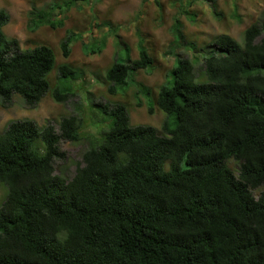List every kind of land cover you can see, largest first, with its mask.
I'll return each mask as SVG.
<instances>
[{"label": "trees", "instance_id": "obj_1", "mask_svg": "<svg viewBox=\"0 0 264 264\" xmlns=\"http://www.w3.org/2000/svg\"><path fill=\"white\" fill-rule=\"evenodd\" d=\"M75 1L54 0L49 10L33 5V23H49L51 12ZM197 1L172 3L177 42L186 38L181 13L196 21ZM202 1L222 15L215 0ZM9 21L0 8V104L9 107L19 95L35 108L48 93L67 101L73 92L52 89L49 80L54 49L20 48L4 31ZM143 39L138 58L126 48L128 63L107 70L110 93L153 67ZM210 45L201 68L198 58L173 66L156 99L167 114L161 128L132 124L124 103L96 102L92 109L107 115L105 125L90 123L97 127L92 143L71 178L56 174L55 161L66 158L61 140L86 135L89 108L82 117L63 116L58 130L31 118L7 123L0 133V182L7 188L0 264H264V189L254 193L264 188V14L242 41L223 33ZM62 47L67 56L68 43ZM58 72L61 79L78 74L68 63ZM137 85L138 95L152 99L151 87Z\"/></svg>", "mask_w": 264, "mask_h": 264}, {"label": "rangeland", "instance_id": "obj_2", "mask_svg": "<svg viewBox=\"0 0 264 264\" xmlns=\"http://www.w3.org/2000/svg\"><path fill=\"white\" fill-rule=\"evenodd\" d=\"M53 1L0 0V8L10 15L4 31L10 38H16L22 49L39 44L52 47L56 53V66L49 75L52 89L58 86L73 92V95L67 101L59 102L48 93L35 108L15 95L9 107L0 104V133L9 121L23 118L34 119L40 126L51 121L58 130L63 116L78 114L82 117L86 114L84 108H89L83 139L60 142L66 158L55 161V172L67 178L75 174L78 165L82 164L84 151L92 143L89 135L97 127L93 128L90 123L101 127L105 125L107 115L99 109V112L92 109L96 102L124 103L130 110L132 124H150L161 128L167 114L158 106L156 99L161 88L171 83V72L178 58H198L196 68H201L203 56L213 50L210 44L217 35L227 33L242 41L244 30L258 22L264 14V0H215L217 10L222 13L220 17L213 13L207 1L198 0L191 6V10L198 14L196 21L181 13L186 38L185 42H177L172 31L173 20L179 14L172 4L175 0H160L162 11L155 0H77L70 9L51 12L46 18L49 23L35 26L32 6L49 10ZM50 21H54L56 26ZM140 36L154 57L153 67L138 70L134 77H130L126 89L110 93L107 70L116 62L128 63L126 48H129L132 59L139 57ZM64 41L70 50L67 56L62 47ZM186 41L194 42L196 49H189ZM63 63H68L78 72L74 79L60 78L58 68ZM138 82L152 88V99L137 94ZM152 103L154 108L150 112ZM233 165L236 167L238 164ZM263 189L254 190L255 195L258 196ZM6 193V186L0 182V204Z\"/></svg>", "mask_w": 264, "mask_h": 264}]
</instances>
